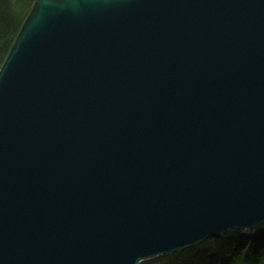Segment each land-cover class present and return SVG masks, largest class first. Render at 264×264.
Masks as SVG:
<instances>
[{
    "label": "water",
    "instance_id": "95a60500",
    "mask_svg": "<svg viewBox=\"0 0 264 264\" xmlns=\"http://www.w3.org/2000/svg\"><path fill=\"white\" fill-rule=\"evenodd\" d=\"M263 223L264 0L35 1L0 69V264Z\"/></svg>",
    "mask_w": 264,
    "mask_h": 264
},
{
    "label": "trees",
    "instance_id": "16d2710c",
    "mask_svg": "<svg viewBox=\"0 0 264 264\" xmlns=\"http://www.w3.org/2000/svg\"><path fill=\"white\" fill-rule=\"evenodd\" d=\"M35 0H0V69L29 16ZM245 240L227 231L195 248L141 264H264V223Z\"/></svg>",
    "mask_w": 264,
    "mask_h": 264
},
{
    "label": "rangeland",
    "instance_id": "374dc122",
    "mask_svg": "<svg viewBox=\"0 0 264 264\" xmlns=\"http://www.w3.org/2000/svg\"><path fill=\"white\" fill-rule=\"evenodd\" d=\"M34 7V4H33V6H32V8ZM14 45V44H13ZM13 47V46H12ZM252 232V231H251ZM251 232H246V231H244L243 232V235L244 236H249V235H252L253 233H251Z\"/></svg>",
    "mask_w": 264,
    "mask_h": 264
},
{
    "label": "bare ground",
    "instance_id": "6f19581e",
    "mask_svg": "<svg viewBox=\"0 0 264 264\" xmlns=\"http://www.w3.org/2000/svg\"><path fill=\"white\" fill-rule=\"evenodd\" d=\"M17 38V37H16ZM156 259V258H155ZM144 262V261H143ZM142 262H140L139 264H141Z\"/></svg>",
    "mask_w": 264,
    "mask_h": 264
}]
</instances>
